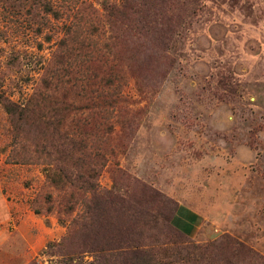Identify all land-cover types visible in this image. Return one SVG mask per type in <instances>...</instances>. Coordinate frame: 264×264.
<instances>
[{
    "label": "rangeland",
    "instance_id": "1",
    "mask_svg": "<svg viewBox=\"0 0 264 264\" xmlns=\"http://www.w3.org/2000/svg\"><path fill=\"white\" fill-rule=\"evenodd\" d=\"M258 257L264 0H0V264Z\"/></svg>",
    "mask_w": 264,
    "mask_h": 264
},
{
    "label": "trees",
    "instance_id": "2",
    "mask_svg": "<svg viewBox=\"0 0 264 264\" xmlns=\"http://www.w3.org/2000/svg\"><path fill=\"white\" fill-rule=\"evenodd\" d=\"M109 13L110 14H113V12H112V10H109ZM100 98V97H99ZM101 99H103V98H101ZM100 99V100H101ZM101 102H106L105 100H101ZM108 106H110V105H108ZM97 107H99V106H97ZM98 115H99V112H92V113H90V114H88V116H86L84 119H82V120H80L79 122H80V124H81V127L82 128H87L86 130L89 132V136L87 137L88 139L90 138V137H96L97 136V133L95 132L94 133V130L95 131H97L98 130V126L96 125V123H95V119L98 117ZM68 142L70 143V146L71 147H74L75 149H76V151L77 152H81V151H83V150H87V147H88V145L86 144L87 143V141H86V139H82V138H80V139H77V140H68ZM100 157V155L99 154H97L96 153V155L95 156H93L92 157V155H88V158H92V160H94V159H97V158H99ZM77 161H79L78 159H77ZM89 169V168H88ZM61 171H63V170H61ZM88 172V174H87V176H79L78 177V179H77V181L78 182H80L81 184H82V187H87V190L89 191V193H91L93 196L95 195V185H93L92 183H90V181L93 179V178H96V175L97 174H95V171H94V168H93V165H92V169H89V171H87ZM65 177V176H64ZM176 209H177V204L175 205V208H174V210H173V213H172V215H171V217H170V219H169V225L171 226V228L172 229H174L178 234H180L181 236H183L184 238H187L188 239V237L187 236H185L183 233H181L180 231H178L174 226H173V224H172V219H173V216H174V214H175V212H176ZM103 215V214H102ZM70 235H72V232L70 233H68V235H67V237L65 238V239H63V245L66 243V242H68L69 241V237H70ZM111 241V243H109V245L107 246V249H109L111 246H114V245H116V243L118 242V246L120 245V246H122L123 244H124V242H126V241H124L122 238H116V239H111L110 240ZM125 248H129V246H127V247H125ZM132 249H134V248H136V246H132L131 247ZM101 250H103V249H101ZM134 255H136V254H134ZM258 260L259 261H261L262 262V264H264V259H262L261 257H258ZM56 264H70V262L68 261V259H61V260H59V261H57L56 262Z\"/></svg>",
    "mask_w": 264,
    "mask_h": 264
},
{
    "label": "crops",
    "instance_id": "3",
    "mask_svg": "<svg viewBox=\"0 0 264 264\" xmlns=\"http://www.w3.org/2000/svg\"><path fill=\"white\" fill-rule=\"evenodd\" d=\"M199 221V215L184 204H177L176 212L172 219L173 226L188 238L195 235V227Z\"/></svg>",
    "mask_w": 264,
    "mask_h": 264
}]
</instances>
